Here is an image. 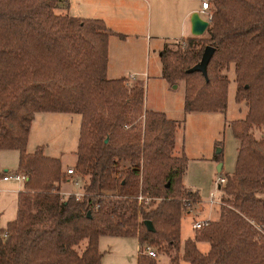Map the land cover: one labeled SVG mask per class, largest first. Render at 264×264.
<instances>
[{
  "label": "trees",
  "instance_id": "trees-1",
  "mask_svg": "<svg viewBox=\"0 0 264 264\" xmlns=\"http://www.w3.org/2000/svg\"><path fill=\"white\" fill-rule=\"evenodd\" d=\"M59 1L0 0V148L17 149L16 170L27 174L16 216L0 226V264H99L103 234L167 242L176 251L165 264L180 257L190 264H264V137L251 132L252 125L264 127V0H206L207 36L167 41L159 53L166 81H185L184 111L226 109L230 64L235 100L248 104L245 117L230 122L235 166L218 184L227 205L196 237L209 248L189 243L181 254L180 218L200 196L182 182L185 154L172 155L177 120L143 108L142 81L107 77L108 37L118 32L101 18L56 13ZM207 44L215 51L206 80L187 69ZM39 111L81 115L74 169L86 178L79 196L60 192L59 158L41 145L26 149ZM122 160L131 166L118 171ZM137 264L159 263L138 253Z\"/></svg>",
  "mask_w": 264,
  "mask_h": 264
},
{
  "label": "rangeland",
  "instance_id": "rangeland-1",
  "mask_svg": "<svg viewBox=\"0 0 264 264\" xmlns=\"http://www.w3.org/2000/svg\"><path fill=\"white\" fill-rule=\"evenodd\" d=\"M78 2H82V0H78ZM154 2V0H151L150 4L144 2L141 8L137 10L139 17L143 21L144 28L148 24L154 23ZM75 5L76 0H72V6ZM55 7H58L57 12H65L66 0L57 2ZM209 9L210 7L207 12H203L205 17H207ZM70 11L71 13H76L74 8ZM150 33H152V30ZM194 36H207V33L204 31L202 34ZM184 39H179L178 42L175 41L176 43H174L181 44ZM172 48H175V46ZM156 55L157 52H153L151 46L149 48L148 71L140 77H126V84L129 85L132 81L137 80L142 81L144 87L143 108L151 109L152 107L156 110H161L167 117L177 120L172 155L181 156L185 154L187 161L182 182L185 187L196 190L201 197L196 201H192V204L189 205V210L192 209L191 211L183 210L180 220L183 219L185 221L183 222V227H186L184 223H186L187 227H190L191 223L200 220L206 221L205 225L207 221L216 220L213 218L220 213L221 206L227 205L220 198L222 191L218 188L217 178L224 176L225 173H231L234 169L238 139L232 132L230 122L244 118L248 111V104L244 99L241 101L235 100V73L233 64H230L229 68L224 70L229 79L226 109L224 111H184L185 81L178 79L176 85L169 84L160 73L157 74L158 66L160 65H157ZM80 120L81 115L77 112H38L32 120L26 145L27 151H34L37 145H41L47 154L61 158L65 165L64 167L61 166L64 175L56 184L60 186V192L65 195L73 193L75 190L82 192L81 184L86 178V176L82 177L78 173H67L66 171L68 167L75 166ZM140 121H142V117L137 122ZM251 132L257 138L264 137V127L261 125H252ZM217 154L220 155V160H216L215 156ZM17 164L18 151L16 149H0V178L2 173L6 172L2 169L3 167H7L8 172L14 173L17 171ZM219 164H221L220 170L218 168ZM130 166L131 162L129 160H122L119 161L117 170L120 171ZM13 180H9V182L17 181ZM2 185L3 182L0 181V186ZM213 191V199L215 201L211 202L207 198L210 196V192ZM0 194H3V192L0 191ZM150 198L154 197H148L147 199ZM1 200L2 198H0ZM208 209L212 211L211 217L202 218L204 211ZM11 218L12 214L4 211L0 214V224L6 225ZM249 221L253 222L252 219ZM203 226L199 229H194L192 226L189 232V239L191 238L192 242L195 243L198 240L196 237L201 233ZM255 226L258 229L257 224ZM261 233L263 232L261 231ZM85 244L86 239H83L76 246L77 250L81 251ZM150 245L157 252L155 257H150L154 258L159 264L168 263L176 251L174 247L168 246L167 242L164 241L159 245ZM138 246V239L135 236L100 235L98 240V248L101 252L99 264H137ZM184 246L185 244H180V254ZM180 260V264H190L181 257L179 262Z\"/></svg>",
  "mask_w": 264,
  "mask_h": 264
},
{
  "label": "crops",
  "instance_id": "crops-1",
  "mask_svg": "<svg viewBox=\"0 0 264 264\" xmlns=\"http://www.w3.org/2000/svg\"><path fill=\"white\" fill-rule=\"evenodd\" d=\"M154 1V23L148 24L145 28L137 10L138 8H141L144 2L146 4H150L151 0H82V2H78V0H76L75 6H72V0H66V7L64 9L65 12L62 13H68L82 17L101 18L107 27L119 33H112L108 37L107 77H140L142 74H145L149 69V48L151 46L153 52H157L155 59L157 61V65H160L158 66L159 70L157 74L160 73L161 75V61L159 53L164 43L170 40H179L190 35H195L191 31L190 17L192 13L196 11L203 18H205V16L201 11V2L203 0ZM72 8L76 10V13H71L70 10H72ZM57 9L58 7H55L54 11L56 13H61L57 12ZM151 30L152 33H150ZM151 109L156 110L152 107ZM39 112L57 113L58 111ZM37 113L38 112L35 113V116ZM43 152L45 155H49L45 152L44 147ZM49 156L53 155L50 154ZM53 157L59 158L61 161V166H65L60 157ZM2 169L6 172L9 171L7 170V167H3ZM9 180L13 179L0 178V181L3 182V185L0 186V191L3 192V194H0V198H2L0 201V214L4 211L9 212V214H12V218L10 219L12 220L16 216L17 195L18 192L23 189L24 181L17 180L15 182H9ZM189 209L190 208L188 207V211L192 210ZM211 212L212 211H210V209L205 210L203 216L201 217L210 218ZM218 216L219 213L213 219H217ZM181 220L180 244L187 245L193 241L191 238L189 239V232L192 229L193 223H191L190 227H187L186 223H184L186 227H183V222L185 221H183V219ZM0 226L3 227L5 225L0 224ZM195 245L202 252H206L209 248V243L207 241L196 240ZM180 263L181 260L179 264Z\"/></svg>",
  "mask_w": 264,
  "mask_h": 264
},
{
  "label": "built area",
  "instance_id": "built-area-1",
  "mask_svg": "<svg viewBox=\"0 0 264 264\" xmlns=\"http://www.w3.org/2000/svg\"><path fill=\"white\" fill-rule=\"evenodd\" d=\"M208 8H209V4H208V1L206 0H203L201 2V11L202 12H207L208 11ZM210 13L208 12V15L207 17H205V19H207L208 21H210ZM67 173H76L74 167H68L66 169ZM27 177V174L25 172H19V171H15L14 173H10V172H6V173H3L2 175V179H15V180H18V181H24ZM225 181V176H219L217 178V182L218 184L219 183H223ZM63 193V192H62ZM73 193L77 196H79L80 194H82L83 192H79V191H73ZM213 195H214V191L213 192H210V196L208 198L209 201L213 202L215 201L213 199ZM138 198L139 199H147L148 197L147 196H143L141 193L138 195ZM206 222V221H205ZM204 220H200V221H196L193 223V228L194 229H199L200 227H202L204 225ZM138 253L140 254H145L147 256H152V257H155L157 255V252L156 250L150 245V244H139L138 243Z\"/></svg>",
  "mask_w": 264,
  "mask_h": 264
},
{
  "label": "water",
  "instance_id": "water-1",
  "mask_svg": "<svg viewBox=\"0 0 264 264\" xmlns=\"http://www.w3.org/2000/svg\"><path fill=\"white\" fill-rule=\"evenodd\" d=\"M190 21H191V31L195 35H199V34L203 33L209 24V21L207 19L203 18L196 11L192 13V15L190 17ZM214 51H215L214 46H212L211 44L205 45V47L203 48V51L201 53L200 60L198 62H196L195 64H193L190 68H188L187 71L192 72L195 70H199L202 72L205 79L207 80L208 79L207 65H208V62H209L210 58L212 57ZM218 168L220 170L221 164H219ZM145 225L150 229L153 228L152 222L150 220H145Z\"/></svg>",
  "mask_w": 264,
  "mask_h": 264
}]
</instances>
